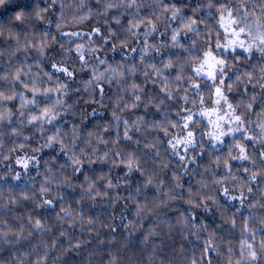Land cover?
Returning a JSON list of instances; mask_svg holds the SVG:
<instances>
[{
	"label": "clouds",
	"instance_id": "9594fccd",
	"mask_svg": "<svg viewBox=\"0 0 264 264\" xmlns=\"http://www.w3.org/2000/svg\"><path fill=\"white\" fill-rule=\"evenodd\" d=\"M0 264H264V0H0Z\"/></svg>",
	"mask_w": 264,
	"mask_h": 264
}]
</instances>
